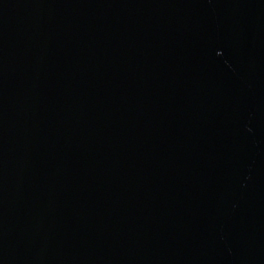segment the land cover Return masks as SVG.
Segmentation results:
<instances>
[{
    "label": "water",
    "instance_id": "95a60500",
    "mask_svg": "<svg viewBox=\"0 0 264 264\" xmlns=\"http://www.w3.org/2000/svg\"><path fill=\"white\" fill-rule=\"evenodd\" d=\"M264 0H0V264H255Z\"/></svg>",
    "mask_w": 264,
    "mask_h": 264
}]
</instances>
